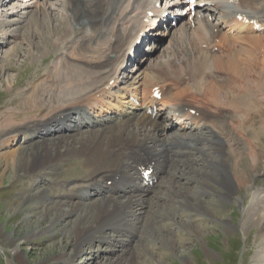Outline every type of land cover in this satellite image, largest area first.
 <instances>
[{
  "label": "bare ground",
  "instance_id": "6f19581e",
  "mask_svg": "<svg viewBox=\"0 0 264 264\" xmlns=\"http://www.w3.org/2000/svg\"><path fill=\"white\" fill-rule=\"evenodd\" d=\"M48 3V1H44L36 6L31 13L29 12L31 20L27 23V28L33 32L30 39L34 49L41 50L44 45L49 44L48 42L54 36H57V39L53 41V46H59V43L61 45V42L64 41L62 43L64 51L58 58L60 60L57 59L58 62H62V64L60 63L62 66H58L59 63L55 62L47 75L51 79V83L41 86L39 90L35 89L32 92L35 100L28 103L33 106V108L30 107L33 112L38 106L42 107L36 100V96L44 97L45 95V104L50 110V114L43 116L44 120L41 119L38 122L35 121L36 119L26 120L20 125L19 123L15 125L14 121L8 117L4 121L5 124H1L0 137L16 133L12 139L11 147L18 146L22 140H26L27 143L36 139L41 140V142L30 144L23 150L11 149L4 157L5 168L11 170L15 174L12 177L16 178V176L28 175L36 171L51 176L55 164L59 162L70 161L71 163L74 161L72 163H75V167L68 168L69 171H65L60 177H57V180H61L63 183V188H61V184L59 187L61 189H56V192H66L64 195L57 196V200L51 198L53 196L47 195L46 190L29 196L27 199L29 205L24 210L33 213L35 209L41 208L44 216L42 224L47 223L48 225L41 228L40 224L39 228L34 229L20 241L7 235L5 241L12 247V254L21 257L23 244H27L37 237L55 234L56 231L58 233L57 226L60 222H64L74 213H80L78 219L70 221L73 225L70 230L68 228L71 224L63 226L70 231L71 236L66 245L62 246L61 252H54L50 260L54 259L57 264L62 259H66V263L74 264L72 261L82 250L95 247V243H101L106 246L111 245L112 249L99 250L97 258L105 253L111 254L108 251L119 250L122 253V255H118L119 253L115 252L117 257L114 259L104 258L107 259L104 264H143L135 252L122 251V248L127 246L122 243V240H137L136 242H138L146 237H155L157 232L160 236L161 232L167 229L164 224L162 225L163 220L158 219L159 222H157L158 214L155 213L156 211L153 212L154 209L150 212L149 203L144 199L139 200L133 197L120 199L119 195L122 193L132 196L126 186L117 189L112 185L107 188L109 196L97 198V200L93 198V187L104 180L107 184L116 174L122 175L125 181L135 178L136 173L126 169L129 168L127 160L136 158L134 154L136 150L135 153L141 148H146L156 154H166L167 144H177L186 150L184 152L186 158L177 165L175 162L170 164L171 167H174L170 168L165 177L158 181L160 188L164 185V190H162L164 196L157 194L156 199L167 198L189 210L197 211V209L204 208L202 202L196 201L197 197L203 198L208 194L207 189L209 188L215 191H217L216 187L221 189L218 195L222 197L223 204L242 203L246 196L240 194L244 191L251 193L254 196V204L247 207L245 220L246 225L254 222L261 229L258 236V240L261 242V253L257 255L258 262L255 264H264V181L261 180V177H264V168L261 165L262 154L260 153H263V150H259L264 144L263 38L243 37L237 39L236 42L239 41L240 48L235 45L228 46L226 40L223 39L226 50H218V46L214 42L218 38H225V36L216 24L195 18L191 23L183 22L178 26L179 31L186 38V44L179 42L183 45L174 50V61H159L160 64L152 69L154 72L151 80L149 79L152 72H149V75L143 80L146 85L141 89L143 90L141 92L146 94L154 87H166L167 81L173 79L176 83L190 84L176 93H169L164 105L173 103L177 105L184 96H192V93L195 92L193 89L198 87L207 96L212 95L217 105L227 106L228 109L225 114H219L213 124L205 127L206 133L202 132L200 136H189L176 132L170 139L166 136L164 128L144 113H134L124 120H116L112 117L107 119L102 116L104 120L99 123L90 121V117L87 116L90 112L94 114L95 109L104 104V98L109 95L106 86L117 74L119 60L130 49V46L139 40V34L146 17L144 10L147 4L146 0H65L64 10L66 13L68 11L69 28L55 27L52 33H48L45 28L54 13L52 8H46ZM263 6L264 0L251 4L255 10ZM21 20L23 19L14 23L16 25L22 23ZM71 23L74 27L70 26ZM19 31L17 28L14 32L20 34ZM173 31L170 30L165 36L172 34ZM9 32L11 31H6L4 36ZM179 33L176 32L173 37L165 38V41L169 43L167 50L170 51L174 45L172 39L178 41ZM34 35L40 39L37 43L34 41L37 39ZM205 45L207 48H202ZM165 49L162 46L158 52L164 55ZM167 54L165 55L167 56ZM148 65L149 63L146 62L144 66ZM224 81H227V89L223 90H227V93L217 91L212 87L220 85ZM129 82L130 85L134 84L131 79ZM40 91H42L41 94H39ZM80 109L82 110L79 112L82 113L79 115L83 123L85 125L92 124V129L95 130L82 132L80 139L77 137H70L69 141L57 139L62 129L60 125L63 122V117H71L74 111ZM249 125L252 127L251 131L247 129ZM66 126L72 130L70 124H66ZM54 132L56 137L55 134L53 136ZM237 132L241 134L238 137L236 136ZM6 139L1 142L0 149ZM247 152L250 161H247L243 156ZM198 154L207 157V159L203 158L206 164L201 169H197L202 171L201 175L203 179L206 177L207 183H203V188L198 191L199 193L192 192L193 194H191L189 190L181 188L177 181L181 180V177L185 179L190 173L186 172L185 168L195 161L194 158ZM229 156L233 158V163L230 164L232 169L230 174L228 171L224 172L225 166L231 162ZM188 160L192 161L188 162ZM200 160L202 161V158ZM195 169L192 167L191 172L199 175ZM208 169L213 171L210 173L207 171ZM250 170L252 172H249ZM168 178L170 179L168 180ZM174 179L176 180L174 181ZM186 179L196 180L195 178ZM163 180H165L164 183ZM259 182L263 183L259 184ZM45 184L47 183L40 182L37 185H39L38 188H41ZM65 185L69 187L68 190H65ZM150 195L152 198L156 194L154 192ZM179 199L183 200V203ZM218 206L214 203V209ZM168 215L167 220H175V217H168ZM226 227L228 231L236 230L230 225H226ZM171 243L172 249L178 248V242L171 241ZM67 245L72 248V252L67 251ZM81 263L83 262H79V264Z\"/></svg>",
  "mask_w": 264,
  "mask_h": 264
},
{
  "label": "rangeland",
  "instance_id": "374dc122",
  "mask_svg": "<svg viewBox=\"0 0 264 264\" xmlns=\"http://www.w3.org/2000/svg\"><path fill=\"white\" fill-rule=\"evenodd\" d=\"M48 2V6H46V8L49 9L50 7L54 10V13H52L51 16L50 23L47 24L45 27L48 33H52L54 30L53 28L55 27H59L61 29H68V11L66 13L64 10L63 0H53ZM29 20H31V14L26 19L21 20L22 23H18L17 25H14L13 22H7L5 23V26L0 24V35L6 31H11L12 33H15L14 31L17 28L20 30V34H15V36L17 35V37H12L5 45H2L1 48L0 126L2 123L3 125L5 124L4 121L8 117L14 121L15 125H17V123H19L20 125L26 120L31 121L36 119L35 121L37 122L39 120L41 121V119L44 120L43 116H47L48 114H50V110L47 109V105L45 104V95L44 97L42 95H40V97L36 96V100L40 102L39 105L42 107L38 106V108H36V110L33 112H31V108H33V106L28 102H33L35 100V97L32 96V92L35 89L39 90L41 86L48 85V83H51V79L49 78V76H47L48 71H51L52 66L55 64V62H58V60H60L58 58L60 57V54L64 51V44L62 45L64 41L61 42V45L59 43V46L55 47L53 46V41L57 39V36H54L48 42L49 44L44 45V48H41V50H38L36 48L34 49L32 45L33 42L30 39V36L33 32H31V30L27 28V23L29 22ZM70 26L74 27L72 23L70 24ZM176 32H180L178 36L179 39L178 41L176 39H172L174 45L171 47L170 51L167 50V46L164 47L163 45V47L166 48L164 55L158 53L154 57V59H151V61H147L149 63L148 66L145 67V64L143 65V67L141 68V70L143 69L142 71L139 70L140 72L138 71L133 78H128V80L131 79L133 81L132 83L138 85V89L140 91H143L141 89L144 88V86L146 85L143 80L149 75V72H152L150 74L151 77L149 79L151 80L154 72V70L152 69L156 68V66L160 64L159 61H174V50L178 46L183 45L179 42H184L186 44V38L183 33L179 31V27L175 29L172 34L165 37H173ZM34 37L37 38L35 35ZM39 40L40 39L38 38L34 39L35 43H37ZM168 52H171L172 55ZM165 54H167V56ZM158 56L159 58H157ZM58 63V66H62L61 61H59ZM41 93L42 91L39 92V94ZM28 111L29 113H27ZM13 114L16 115L13 116ZM29 114H31L32 116ZM247 129H249L248 131H251L252 127H250L249 125ZM83 133L76 132L68 136L64 135L57 137V139H62L64 141H69L70 137H77L78 139H80ZM15 134L12 133V135L9 134L8 136L0 137V146L1 142H3V139L7 138L6 142L0 149V264H55L56 261L54 259L50 260V258L54 255V252H61L62 246L66 245L68 239L71 236L70 231L68 230L73 227L70 221L72 222L73 220L78 219L80 217V213H74L66 220H64V222H60L57 226L58 233L56 231L55 234L53 233L49 236L45 235L37 237L28 242L27 244H23L21 247V257H16L12 254V247L7 245L5 237H7V235L12 236L20 241L23 237H26L34 229L39 228L40 224L41 228H44L46 225H48L47 223L42 224L44 216L42 214L41 208L35 209L33 213H28L24 210V208L29 205L27 199H29V196L34 195L43 190H46L47 195H50V197L53 196L51 198L55 200H57V196L61 194L64 195V193H66L65 191H60L58 193L56 192V189L63 188V183L61 182V180H57V177H60L63 172H67L69 171V169L75 167V163H72L74 161H71V163L69 161L67 163L59 162L55 164L54 169L52 171L53 175L51 176L45 175L44 172H42L41 174V171H36L32 174H22L18 177L16 176V178L12 177V175L14 176L15 174H13L11 170H6L5 168V154L8 153L11 149L23 150L27 148L30 144H35L39 141L41 142V140L39 139L29 141V143H26L24 140H22V142L18 144V146L11 147L12 139L14 138ZM237 134V137L241 135L239 132H237ZM226 147L228 150H230L227 145ZM199 156H201L202 158L201 162H199L200 159L197 160L195 157V161L191 162L190 166H188L189 168H185L186 172H190H188L189 174L186 176V178H195L196 180L190 181L186 178L182 179L183 177H181V180L179 179L177 181L181 188H183L184 190H189V193L191 192V194L200 191L203 188V183H207V181L205 180L206 177L205 179H203L201 175L202 171L197 170L201 169V167L206 164V162L204 163L203 158L207 159V157L201 154ZM243 156L247 161H250L248 152L243 154ZM229 159L231 160V162L229 163V165L225 166L224 172L226 173V171H228V173L230 174L232 172V156H229ZM70 164L72 165L70 166ZM192 167L196 168L195 171H198L199 175H196L191 172ZM207 171L211 173L213 170L208 169ZM249 172L252 171L250 170ZM75 176H77V174H75ZM261 178V180L264 181V177ZM169 179L170 178H168V180ZM175 180L176 179H174V181ZM164 181L165 180H163V183ZM40 182H44L47 184H45L41 188H38L39 185L37 184ZM262 183L263 182H259V184ZM60 186L61 188H59ZM64 188L65 190L69 189L67 185H65ZM216 188L217 191L213 190L212 188L207 189L208 194L204 195V197L208 196L207 200L203 199L204 197L200 198L198 196V199H196L193 196V198H195L198 203L202 202V206L205 208H202L203 210L197 209L196 211L189 210L184 206H181V204L177 203L176 201L174 203L168 200L167 198L156 199L158 195L164 196V191H162L164 190L163 185V187L159 188V192H155L156 195H154L152 198L148 196L147 200L145 201L149 203L148 209H150V212L154 209L153 212L156 211L155 213L158 214V217H156L157 222H159L158 219H162V225L164 224L167 229L163 230L160 236L157 232L155 237L143 238V240L136 242V244L132 240H122V243H125L127 245L126 247L122 248V251L135 252L137 257L141 258L140 261L143 264L257 263V255L261 253V242L258 240V236L261 232V229L257 225H255L254 222L248 223L246 225L245 220L246 209L251 204H254V196L251 193H247L244 191L242 194H240L242 196H246L244 197L243 202L240 200L242 203L229 202L223 204L222 197L218 195V193L221 192V189L218 187ZM179 200L181 202L183 201L181 199ZM214 203L217 206L219 205L218 207H215L216 209H214ZM22 205L24 206L23 208ZM167 205L171 207L176 206V208L174 209V211H171L170 209H168V207H166ZM168 214L174 216H170ZM167 215L168 217H175V220H167ZM183 218H187L192 221L186 222L185 220H181ZM193 222L195 223L193 224ZM69 224H71V226L68 228V230L67 228L63 227ZM226 225L235 227L236 230L228 231ZM174 226H176V229H174ZM119 238L122 237L119 236ZM171 241H175L176 243L178 242V248L176 247V249H172L170 245L172 244ZM94 246L95 247L82 250V252H80V254L76 256L72 262L74 264H79V262H83L81 264H90L91 261V264H104L107 260L104 258L114 259L117 257V255H115V252H118V255H122L119 250L113 252L108 251L111 252V254L105 253L100 258H97L99 250H109L112 249V247L111 245L106 246L101 243H95ZM67 251L69 253L72 252V248L68 246ZM65 260L62 259L57 264H68L66 263L67 260Z\"/></svg>",
  "mask_w": 264,
  "mask_h": 264
}]
</instances>
